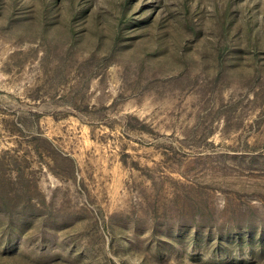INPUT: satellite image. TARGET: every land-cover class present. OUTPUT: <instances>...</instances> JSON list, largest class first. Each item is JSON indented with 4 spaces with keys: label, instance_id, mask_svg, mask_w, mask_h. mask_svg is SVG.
Returning <instances> with one entry per match:
<instances>
[{
    "label": "rangeland",
    "instance_id": "rangeland-1",
    "mask_svg": "<svg viewBox=\"0 0 264 264\" xmlns=\"http://www.w3.org/2000/svg\"><path fill=\"white\" fill-rule=\"evenodd\" d=\"M0 264H264V0H0Z\"/></svg>",
    "mask_w": 264,
    "mask_h": 264
}]
</instances>
